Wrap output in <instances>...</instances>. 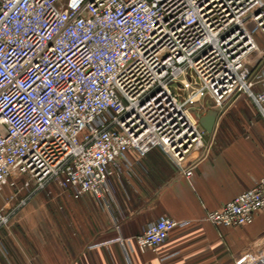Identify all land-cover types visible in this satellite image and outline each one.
<instances>
[{
	"label": "built area",
	"instance_id": "2783aa9c",
	"mask_svg": "<svg viewBox=\"0 0 264 264\" xmlns=\"http://www.w3.org/2000/svg\"><path fill=\"white\" fill-rule=\"evenodd\" d=\"M250 23L264 35V0H0V235L54 181L108 207L131 150L158 147L192 176L211 144L191 114L203 100L244 94L264 119ZM262 210L264 174L206 219L243 226ZM189 223L165 215L117 240L128 257L156 252Z\"/></svg>",
	"mask_w": 264,
	"mask_h": 264
},
{
	"label": "crops",
	"instance_id": "0c3cea01",
	"mask_svg": "<svg viewBox=\"0 0 264 264\" xmlns=\"http://www.w3.org/2000/svg\"><path fill=\"white\" fill-rule=\"evenodd\" d=\"M250 28L261 49L250 57L257 73L264 71V35L253 23ZM204 101L200 119L209 110L217 117L206 153L199 159L198 152L190 157L196 160L192 176L158 147L131 150L112 178L108 207L84 195L79 198L77 228L67 219L59 235L50 220L51 233L44 235L36 225L30 245H24L12 242L11 226L26 213V205L0 235V264H264V210L243 226H216L206 219L207 211L252 187L264 174V119L244 94L222 109L209 98ZM247 101L253 105L251 113L243 107ZM165 215L190 223L174 229L158 251L135 247L128 257L117 238L138 235Z\"/></svg>",
	"mask_w": 264,
	"mask_h": 264
},
{
	"label": "rangeland",
	"instance_id": "374dc122",
	"mask_svg": "<svg viewBox=\"0 0 264 264\" xmlns=\"http://www.w3.org/2000/svg\"><path fill=\"white\" fill-rule=\"evenodd\" d=\"M248 100V99H247ZM201 103H203V108ZM252 103L247 101L243 104V107L247 113H251ZM206 102L203 100L199 102L191 110V114L198 118L205 110ZM31 189V187H30ZM7 194H9V188L0 194V205L5 201ZM81 199H76L72 196L70 192L60 187L58 181L52 182L45 190L38 193L26 206V213L20 214L22 219L19 217L14 221L11 226V240L14 239L21 241L24 245H30V233L31 229L36 225L43 230V234L51 233L50 231V220L53 221L54 228L56 231H60L62 223L71 219L77 228L78 218L80 217V210L78 207ZM90 203V201H87ZM34 204V205H33ZM31 207V208H30ZM91 209V205L89 206ZM92 210V209H91ZM24 214V215H23ZM21 225H20V223Z\"/></svg>",
	"mask_w": 264,
	"mask_h": 264
},
{
	"label": "water",
	"instance_id": "95a60500",
	"mask_svg": "<svg viewBox=\"0 0 264 264\" xmlns=\"http://www.w3.org/2000/svg\"><path fill=\"white\" fill-rule=\"evenodd\" d=\"M216 117L217 112L215 110H209L208 113L200 119L201 124L207 129V131H212L216 121Z\"/></svg>",
	"mask_w": 264,
	"mask_h": 264
}]
</instances>
